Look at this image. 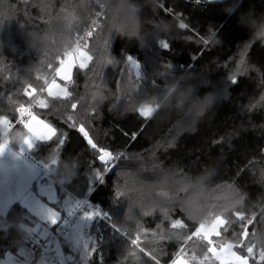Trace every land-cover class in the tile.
Wrapping results in <instances>:
<instances>
[{"label":"trees","instance_id":"1","mask_svg":"<svg viewBox=\"0 0 264 264\" xmlns=\"http://www.w3.org/2000/svg\"><path fill=\"white\" fill-rule=\"evenodd\" d=\"M136 2L143 6L145 42L141 43L110 33L109 12L105 9L107 16L95 15L100 10L97 0H0V115L14 123L21 103L29 105L37 96L48 100L49 107L34 106V114L55 127L57 135L46 143L38 141L32 155L40 164L58 150L60 163L77 167V178L70 184L58 182L57 187L63 188L59 195L69 196L68 206L61 209L56 205L62 219L76 198L88 199L112 225L122 228L123 236L99 218L94 220L88 233L97 241L96 251L80 264H156L157 260L171 264L180 247L189 256L203 257L206 242L194 237L185 244L183 239L199 222L189 219L179 204L170 203L169 191L156 181L163 170L196 176L209 165L217 169L212 184H232L241 200L234 211L224 214L229 220L227 231L222 228L214 242L236 243L246 226L249 235L243 240L245 247L234 251L246 255V247L255 245L250 264H264L258 260L259 251L264 249V38L252 35L244 15L250 11L257 17L264 14V0ZM230 6H236L232 15L225 11ZM164 21L171 25L170 31H160ZM181 22L188 27L180 28ZM87 31L93 35L87 37ZM46 35L53 37L47 46ZM161 39L169 44L168 49L160 47ZM66 40L70 42L65 46ZM77 41L87 43L81 50L92 59L86 69L74 68L71 83L63 82L72 95L64 100L41 93L45 79L58 80L57 57L73 50ZM128 56L141 65L139 80ZM233 77L238 81L235 85L230 83ZM29 84L37 89L31 97L24 95ZM170 86L181 90L195 86L193 99L216 92L221 103L188 130L177 126L183 114L175 111H155L151 118L139 115L144 101L163 99ZM72 103L78 105L74 112ZM69 114L74 115L77 126L84 123L98 146L114 155L124 154L112 172H101L106 183L93 189L89 178L104 166L83 135L67 121ZM16 132L27 134L20 123L11 129L10 136ZM62 137L65 144L59 147ZM69 156L74 158L67 159ZM145 211L151 215L145 216ZM23 212L14 204L6 217L10 227L0 230V259L5 264H16L18 257L9 260L8 253L23 246L19 238L27 236L15 227ZM236 212L242 213L244 220ZM172 219H180L186 228L172 229ZM137 235L138 243L133 246L131 240ZM161 235L164 239L157 238ZM140 248L145 251L140 252ZM27 259L33 264L31 256Z\"/></svg>","mask_w":264,"mask_h":264},{"label":"snow or ice","instance_id":"2","mask_svg":"<svg viewBox=\"0 0 264 264\" xmlns=\"http://www.w3.org/2000/svg\"><path fill=\"white\" fill-rule=\"evenodd\" d=\"M205 2H215V0H205ZM99 11H96L97 17L107 16L106 10L99 5ZM2 24V21H0ZM92 24L95 25L96 21L93 20ZM180 28H186L188 25L181 22ZM92 31H87L86 36L91 37ZM207 43V41H205ZM160 47L164 49L169 48V44L161 39ZM87 48V43L81 44L77 41L73 50H65L62 57H57L58 67L55 69V77H59L60 80L71 83L73 80L72 70L74 67L75 58L79 57L78 67L79 69H86L88 62L92 59L90 55H87L85 51L81 49ZM127 61L135 71V77L137 80L141 78V65L136 59L128 56ZM111 62V61H109ZM51 67V65H49ZM238 81L235 77L230 81L235 85ZM46 87H42L40 92H47L49 97L53 99L67 100L72 93L67 86H61L56 82L55 78L50 81L45 79ZM55 90V91H54ZM37 89L31 84L24 91V95L31 97ZM38 106L41 109H47L49 107L48 100L37 96L31 104L25 105L21 103L16 111L19 114L20 119L18 123L23 125V128L27 130V134L23 132H17L15 135L20 137L18 143V151H11V129L13 127L12 121L6 115H0V157L6 152H11L12 156L16 159H20L25 153H31L37 147V141L49 142L57 135V129L51 126L49 123L38 119V117L32 112V107ZM77 103L71 104L73 112L77 108ZM156 111V106L150 101H144L138 108V113L144 118H151ZM28 119L25 120L24 117ZM67 121L71 126L76 128L86 139L87 145L91 149L95 150L97 159L104 166L102 170L95 171V177H90L89 187L93 189L96 185H103L106 183V176L101 172L110 173L112 168L116 166V162L119 161L124 155L122 152L114 153L111 150L98 146L97 143L89 135V131L83 122H80L77 126V122L73 114L67 116ZM135 136V134H133ZM65 144V137L58 140V146L63 147ZM69 158H74L69 156ZM60 159L58 150L56 154L52 155L50 159L43 160L40 165L27 164V171L22 168L13 165V170L10 171L9 179L3 186H0V230L9 228L10 224L6 217L12 206L19 203L24 212L15 220V227L21 229L27 234L25 237H20L19 241H23V246H16L14 251L8 253V259L12 260L13 257H18L16 264H29L28 257L33 258V264L35 260L40 257L47 258V264H80L81 261H85L88 256L96 251L97 241L88 233V229L91 223L99 219H105L106 214L99 208H94L88 200L77 199L71 208L64 213L62 219L61 210L56 208V205H60V208L68 206L69 196L59 195L61 189L52 180V168L55 167ZM6 169V165L0 163V171ZM163 195L167 196V192H163ZM121 195V193H117ZM170 198V197H169ZM145 216L151 215L150 211L144 212ZM165 218L167 212H165ZM213 219L209 222H200L198 226L188 235L183 237L185 244L187 241L193 240V238H199V240L206 242V251L203 259L199 260V264H205V261L209 260L208 253L214 257L218 264H250V258H254L255 245H249L246 247V255H241L237 251H234L237 247H245L243 240L248 237L249 232L247 227H244L243 232L240 234L241 239L236 243L223 241L214 242L213 237L221 236V229L227 231L225 225L229 223V220L225 218L224 214L211 213ZM235 215L244 220L242 213L236 212ZM39 221L44 222V227H41ZM249 225L252 220L247 222ZM48 225H51L49 229ZM172 229H183L186 225L180 219L171 220ZM112 227L116 232L122 236V228L113 223ZM156 236V233H153ZM158 239H164L163 235L157 237ZM139 240V235L133 240L131 244L136 246ZM69 246L72 254L65 255L62 253V246ZM140 252H144L143 248L139 249ZM131 255L135 256V252H131ZM155 260V257H152ZM195 254L189 256L184 247H180L177 251L175 258L171 261V264H192V261H196ZM259 262H264V249L259 251ZM43 261V260H41ZM40 261V262H41ZM44 262V261H43ZM0 264H5V261L0 259ZM159 264V261H156Z\"/></svg>","mask_w":264,"mask_h":264},{"label":"clouds","instance_id":"3","mask_svg":"<svg viewBox=\"0 0 264 264\" xmlns=\"http://www.w3.org/2000/svg\"><path fill=\"white\" fill-rule=\"evenodd\" d=\"M97 3L110 14L108 29L118 37L135 40L139 43L145 42L143 35V22L141 13L143 6L136 0H97ZM154 0H149V4ZM226 13L232 15L236 6L227 8ZM248 17L247 27L253 36L264 38V14L255 16L250 11L244 14ZM171 25L164 21L160 25V31H170ZM53 37L46 35L44 45ZM70 41H65V46ZM210 85V82H208ZM195 86L181 90L176 86H170L167 95L163 99L154 98L153 104H159L157 112L166 110L175 111L182 118L176 121L181 130H188L207 112L212 111L221 103V97L216 92H208L202 97L193 99ZM20 137L14 135L13 142L18 143ZM6 168L13 170V165L5 164ZM77 167L69 166L67 163H58L52 168L53 176L60 184H70L77 178ZM217 169L209 165L203 172L196 176H184L170 170H163L156 183L159 187L169 191V202L179 204L189 219L194 222H209L213 219L211 213L226 214L234 211L240 204L239 193L236 188L227 182L212 184Z\"/></svg>","mask_w":264,"mask_h":264},{"label":"rangeland","instance_id":"4","mask_svg":"<svg viewBox=\"0 0 264 264\" xmlns=\"http://www.w3.org/2000/svg\"><path fill=\"white\" fill-rule=\"evenodd\" d=\"M78 63H79V57L77 56L75 58L74 67H73V70H72V76H73L74 68L76 66H78ZM57 78H58V80H56V82L63 87L64 86L63 85V82H67V81L60 80L59 77H57ZM38 119H40V118H38ZM10 137H11V141L10 142L12 143V145H11V151H18V145L13 142L14 134L11 135ZM25 162H27V164H33V162H36V160L34 159V157L32 155V152L31 153H25V155L23 157H21L20 159L14 158L12 156L11 152H6L3 155V157H0V163L9 164V165H16V166L22 168L26 172L27 171V167L25 165ZM36 163H38V162H36ZM10 171L11 170H9L7 168L5 170H3V171H0V186H3V184L7 182V180L9 179ZM40 224L41 225H44V222L43 221H40ZM67 248H68L69 251H66V249H64V247L62 246V248H61L62 253H64L65 255L72 254L71 253V250H70V247L68 246ZM208 256H209V260L205 261V264H218V261H215L214 257H212L210 253L208 254ZM200 259H203V257L197 258L196 261H192V264H199V260ZM13 263H11V264H13ZM43 264H47V261L45 263H43ZM81 264H85V263L82 262Z\"/></svg>","mask_w":264,"mask_h":264},{"label":"built area","instance_id":"5","mask_svg":"<svg viewBox=\"0 0 264 264\" xmlns=\"http://www.w3.org/2000/svg\"><path fill=\"white\" fill-rule=\"evenodd\" d=\"M32 112L34 113V108L32 107ZM18 113V112H17ZM27 118V116H25L24 117V119H26ZM20 119V117H19V114H18V117H17V120H16V122H14L13 123V127L18 123V120ZM33 164H35V165H37V166H39L40 164L39 163H36V162H33ZM52 175V180L54 181V183L58 186L59 185V183H58V181L54 178V176H53V174H51ZM86 200H88V199H86ZM95 208V207H94ZM101 221H103V222H105V223H107V225L109 226V227H112V224H111V222L107 219V217L105 218V219H100ZM41 227H44V225H41ZM48 227H49V229H51V226L50 225H48ZM113 228V227H112ZM41 260H43V261H41ZM41 261V262H40ZM47 261V258L46 257H40L39 259H37V261L34 263V264H43V263H45Z\"/></svg>","mask_w":264,"mask_h":264},{"label":"water","instance_id":"6","mask_svg":"<svg viewBox=\"0 0 264 264\" xmlns=\"http://www.w3.org/2000/svg\"><path fill=\"white\" fill-rule=\"evenodd\" d=\"M197 1L210 4V3H222L228 0H215V2H205V0H197Z\"/></svg>","mask_w":264,"mask_h":264}]
</instances>
